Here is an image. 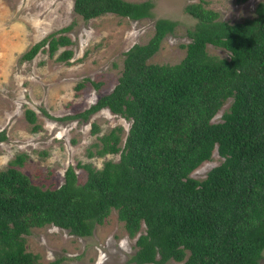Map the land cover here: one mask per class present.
Here are the masks:
<instances>
[{
  "label": "trees",
  "instance_id": "1",
  "mask_svg": "<svg viewBox=\"0 0 264 264\" xmlns=\"http://www.w3.org/2000/svg\"><path fill=\"white\" fill-rule=\"evenodd\" d=\"M151 6L148 1L73 0L72 9L84 21L106 13L138 20L151 15ZM184 11L194 25L187 32L190 41L180 44L184 55L178 62H148L175 26L157 18L148 40L123 52L112 89L82 111L61 117L86 120L106 108L129 121L124 134L114 126L93 144L96 156L117 154L116 161L104 160L99 168L77 163L85 172L82 182L67 167L55 188L30 182L20 169L23 154L0 169V264H59V259L39 262L26 251L30 230L53 225L86 237L110 210L134 239L129 258L134 264H256L261 258L264 0L255 4L252 17L232 23L217 20V12L201 3L186 4ZM70 28L48 34L20 58L32 59L45 45L53 56L71 43L63 34ZM206 45L228 56L210 55ZM71 54L64 49L55 59L65 61ZM227 100L219 121L212 122ZM24 119L35 132L34 112L25 109ZM96 129L92 124L91 131ZM4 137L0 132V140ZM213 150L220 162L203 178L190 177Z\"/></svg>",
  "mask_w": 264,
  "mask_h": 264
},
{
  "label": "rangeland",
  "instance_id": "2",
  "mask_svg": "<svg viewBox=\"0 0 264 264\" xmlns=\"http://www.w3.org/2000/svg\"><path fill=\"white\" fill-rule=\"evenodd\" d=\"M125 1L150 2L151 15L132 20L106 13L84 21L73 12V0H0V132L5 136L0 140V169L23 154L20 169L30 182L55 188L63 182L67 167L82 182L85 172L77 163L99 168L104 160L116 161L117 154L96 156L93 144L114 126H120L124 134L129 121L106 108L86 120L61 117L82 111L112 89L121 70L123 52L134 43H145L157 18L173 20L175 26L163 36L148 62L173 64L184 55L180 44L190 41L187 32L194 25V19L184 11L186 4L201 3L217 12V20L232 23L252 17L260 0ZM68 25L71 28L63 34L70 38L69 45L59 47L51 57L45 45L32 59L20 58L31 45ZM64 49H70L71 56L57 61L55 57ZM205 49L210 55L228 56L222 48L206 45ZM83 79H87L83 87L75 88ZM91 82L100 85L95 88ZM228 103L229 100L215 113L212 122L219 121ZM25 109L34 112L38 125L35 132L30 131L31 124L24 119ZM92 124L97 127L95 132L91 131ZM220 160L213 150L210 159L189 176L203 178ZM25 249L42 263L59 259V264H134L129 261L135 249L134 239L127 237L115 210H110L102 224L86 237L71 235L53 225L33 228L25 236ZM256 264H264V249Z\"/></svg>",
  "mask_w": 264,
  "mask_h": 264
}]
</instances>
